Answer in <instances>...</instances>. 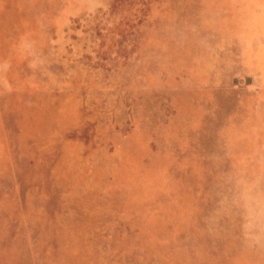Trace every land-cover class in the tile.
I'll return each instance as SVG.
<instances>
[{"label": "rangeland", "instance_id": "obj_1", "mask_svg": "<svg viewBox=\"0 0 264 264\" xmlns=\"http://www.w3.org/2000/svg\"><path fill=\"white\" fill-rule=\"evenodd\" d=\"M0 264H264V0H0Z\"/></svg>", "mask_w": 264, "mask_h": 264}]
</instances>
